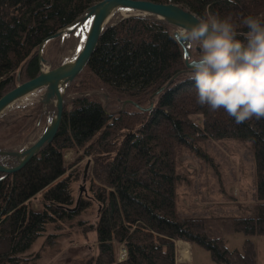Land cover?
<instances>
[{
	"label": "trees",
	"instance_id": "16d2710c",
	"mask_svg": "<svg viewBox=\"0 0 264 264\" xmlns=\"http://www.w3.org/2000/svg\"><path fill=\"white\" fill-rule=\"evenodd\" d=\"M99 1L0 0V98L37 76L43 42ZM150 1L178 4L199 17L218 12L237 22L264 14V0ZM174 29L165 21L130 16L104 31L84 71L67 88L77 97L70 110L65 107L54 141L21 171L0 173V264L32 262L25 253L49 226L61 228L92 210L95 222H77L96 234V254L82 264H177L176 241L207 250L216 264H257L250 238L264 236V119L237 124L222 109L199 105ZM69 34L49 40L43 57L49 44ZM36 106L43 123V104ZM30 119L16 114L0 120L2 138L19 136ZM206 139L251 143L256 178L251 215H179L178 159ZM68 150L82 154L67 163ZM85 158L90 166L93 161V173L84 178L89 188L77 206L75 185ZM232 233L246 237L241 249L228 247ZM121 245L127 251L123 261Z\"/></svg>",
	"mask_w": 264,
	"mask_h": 264
},
{
	"label": "rangeland",
	"instance_id": "374dc122",
	"mask_svg": "<svg viewBox=\"0 0 264 264\" xmlns=\"http://www.w3.org/2000/svg\"><path fill=\"white\" fill-rule=\"evenodd\" d=\"M84 37V28L80 26L60 43L49 44L45 52L50 69L67 60L73 49L79 48V43ZM190 49L193 55L197 54V49L191 46ZM44 93L45 89H39L29 94L0 117V120H8L16 114L31 117L25 123L27 126L19 136L4 139L2 138L4 134H0V146L3 148L0 150H22L25 146L34 143L42 134L50 119V110L47 116L45 115L44 122L40 123L36 105L41 103ZM76 97L77 93L73 89L66 90L67 110L71 109L72 101ZM100 98L111 112L117 111L118 107L111 105L104 94H100ZM250 145V142L236 139H206L197 145V150L185 151L179 157L177 208L181 217L251 215L250 209L255 203L256 178ZM81 154L68 150L65 153V161L70 163ZM89 159L85 158L79 163L83 175L82 180L75 185L78 200L87 195L89 188V183L84 179L85 176L88 178V174L93 173L92 160L91 166L89 165L87 169ZM14 163V160L7 162L8 165ZM34 207L38 208V201H34ZM96 217V210H92L82 213L73 221L65 222L61 228L49 226L47 232L25 253L26 258L32 259V262L26 264H82L94 256L96 254V234L93 231H84L77 222L88 220L93 223ZM51 235H55L53 244L48 242ZM245 239L246 237L241 233H232L227 235V245L232 250L241 249ZM250 239L255 244L257 264H264V236H254ZM38 254L40 258L33 260ZM119 256L118 250V258ZM193 258V264H216L210 253L197 245H193Z\"/></svg>",
	"mask_w": 264,
	"mask_h": 264
},
{
	"label": "clouds",
	"instance_id": "9594fccd",
	"mask_svg": "<svg viewBox=\"0 0 264 264\" xmlns=\"http://www.w3.org/2000/svg\"><path fill=\"white\" fill-rule=\"evenodd\" d=\"M173 38L198 49L186 59L199 105L222 109L237 124L264 119V14L237 22L206 12Z\"/></svg>",
	"mask_w": 264,
	"mask_h": 264
},
{
	"label": "water",
	"instance_id": "95a60500",
	"mask_svg": "<svg viewBox=\"0 0 264 264\" xmlns=\"http://www.w3.org/2000/svg\"><path fill=\"white\" fill-rule=\"evenodd\" d=\"M118 11L124 15L117 21L112 20L113 15ZM137 12V13H136ZM146 13L156 17L142 16L139 13ZM140 16L156 20L165 21L176 30L181 27H189L197 23L199 17L186 7L173 3H157L150 0H101L90 6L85 13L80 16L72 26L59 31L55 35L47 38L40 50L39 74L34 78L19 84L13 90L0 98V117L5 110L17 100L25 97L39 89H45L41 103L43 111L47 116V107L54 104L56 113L53 120L47 124L42 134L36 141L25 150H0V173L12 174L21 171L35 156L47 148L55 139L61 127L65 113V92L84 71L91 57L95 53L99 40L104 31L117 24L118 21L130 17ZM91 19V27L86 36L85 44L79 54L73 59H67L55 68L47 71L41 69V62H48L42 55L44 45L52 39L61 36L63 33H72L76 28L82 26ZM185 57H191L187 43L180 42ZM187 67L189 68L187 59ZM190 69V68H189ZM147 110V109H145ZM14 160L15 163L8 165L7 162ZM90 163L87 164V169ZM79 200L77 202V206ZM77 208V207H76ZM73 209V210H76Z\"/></svg>",
	"mask_w": 264,
	"mask_h": 264
},
{
	"label": "bare ground",
	"instance_id": "6f19581e",
	"mask_svg": "<svg viewBox=\"0 0 264 264\" xmlns=\"http://www.w3.org/2000/svg\"><path fill=\"white\" fill-rule=\"evenodd\" d=\"M137 13V12H136ZM140 15H142V16H147V17H156V16H154V15H150V14H146V13H139ZM119 15V16H118ZM124 15V12H122V11H118L117 13H115L114 15H113V18H112V20H114V21H117V20H119L122 16ZM118 16V17H117ZM85 25H88V27H85ZM90 27H91V19H89L85 24H84V32H85V37L80 41V43H79V48L77 49V48H75V49H73V51H72V54L67 58V59H73V57L75 56H77L78 54H79V52L81 51V49L83 48V46H84V44H85V39H86V36H87V34H88V32H89V30H90ZM50 68V64L48 63V62H41V69L43 70V71H47L48 69ZM27 96H29V95H27ZM27 96H25V97H27ZM25 97H22L21 99H19V100H17L15 103H13L11 106H13V105H16V103L17 102H19L20 100H22V99H24ZM11 106H9L6 110H5V112L11 107ZM53 108V109H52ZM47 114H48V111H49V115H50V119L48 120V123H50L52 120H53V118H54V116H55V113H56V108H55V106H54V104L53 105H51V106H48L47 108ZM4 112V113H5ZM3 113V114H4ZM2 114V115H3ZM33 144V143H32ZM32 144H30V145H32ZM29 145V146H30ZM29 146H25L22 150H25V149H27ZM179 248H180V251H181V257H182V259H188L190 256H189V252H190V250H188V248H187V245L186 244H184V243H181L180 245H179ZM190 249V248H189Z\"/></svg>",
	"mask_w": 264,
	"mask_h": 264
},
{
	"label": "crops",
	"instance_id": "0c3cea01",
	"mask_svg": "<svg viewBox=\"0 0 264 264\" xmlns=\"http://www.w3.org/2000/svg\"><path fill=\"white\" fill-rule=\"evenodd\" d=\"M181 243L186 244L188 250H190V252H189L190 257L188 259H182V257H181V251L179 248V245ZM176 262H177V264H193L194 258H193V245L192 244H190L188 242H184V241H176Z\"/></svg>",
	"mask_w": 264,
	"mask_h": 264
},
{
	"label": "built area",
	"instance_id": "2783aa9c",
	"mask_svg": "<svg viewBox=\"0 0 264 264\" xmlns=\"http://www.w3.org/2000/svg\"><path fill=\"white\" fill-rule=\"evenodd\" d=\"M119 261H123L127 258V251L123 245L119 247Z\"/></svg>",
	"mask_w": 264,
	"mask_h": 264
},
{
	"label": "snow or ice",
	"instance_id": "6c2138e0",
	"mask_svg": "<svg viewBox=\"0 0 264 264\" xmlns=\"http://www.w3.org/2000/svg\"><path fill=\"white\" fill-rule=\"evenodd\" d=\"M85 27H88V25H85Z\"/></svg>",
	"mask_w": 264,
	"mask_h": 264
}]
</instances>
